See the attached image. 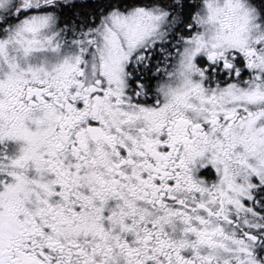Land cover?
<instances>
[{
  "label": "snow or ice",
  "instance_id": "snow-or-ice-1",
  "mask_svg": "<svg viewBox=\"0 0 264 264\" xmlns=\"http://www.w3.org/2000/svg\"><path fill=\"white\" fill-rule=\"evenodd\" d=\"M0 264H264V0H0Z\"/></svg>",
  "mask_w": 264,
  "mask_h": 264
}]
</instances>
